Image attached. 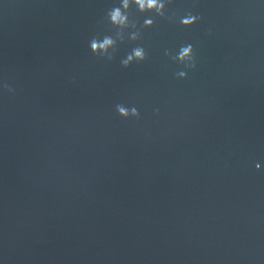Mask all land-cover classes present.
<instances>
[{
    "label": "water",
    "instance_id": "95a60500",
    "mask_svg": "<svg viewBox=\"0 0 264 264\" xmlns=\"http://www.w3.org/2000/svg\"><path fill=\"white\" fill-rule=\"evenodd\" d=\"M119 4L0 0V264H264V0Z\"/></svg>",
    "mask_w": 264,
    "mask_h": 264
},
{
    "label": "clouds",
    "instance_id": "9594fccd",
    "mask_svg": "<svg viewBox=\"0 0 264 264\" xmlns=\"http://www.w3.org/2000/svg\"><path fill=\"white\" fill-rule=\"evenodd\" d=\"M171 3V0H120L119 6H114L106 13L107 22L115 28V38L111 36H104L102 39L93 37L89 42L90 51L94 55L100 57H106L108 60L113 58L112 52L109 49L115 50L116 41L123 40L124 30L128 28L136 29V23L129 20L130 6H135L139 13H154L156 16L165 17L166 5ZM172 19L171 17H167ZM200 17L187 13L184 17L180 18V24L187 28L191 27L194 23L199 21ZM153 25V19L151 17L146 18L143 22V28H149ZM130 40L135 41L140 38L139 31H133L128 37ZM165 55L168 56V51H165ZM146 59V53L144 48L135 47L132 51L126 55V58L121 60V66L127 68L134 61L136 63L142 62ZM171 59L175 62L183 64L185 68H195V60L193 55V47L191 44L181 46L175 56ZM180 79L186 77L185 71H180L176 74ZM7 87V85H5ZM10 90V89H9ZM116 112L120 117L128 119L139 118V112L135 107L127 108L121 104L116 105ZM259 167V165H257Z\"/></svg>",
    "mask_w": 264,
    "mask_h": 264
}]
</instances>
